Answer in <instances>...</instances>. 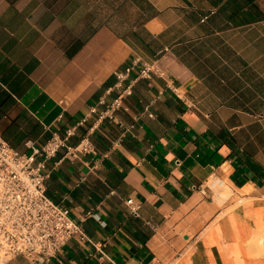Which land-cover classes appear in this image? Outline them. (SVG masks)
Segmentation results:
<instances>
[{"label": "crops", "instance_id": "0c3cea01", "mask_svg": "<svg viewBox=\"0 0 264 264\" xmlns=\"http://www.w3.org/2000/svg\"><path fill=\"white\" fill-rule=\"evenodd\" d=\"M134 57L163 76L117 86ZM3 64L25 78L0 133L87 119L68 144L97 152L47 163L85 235L50 264H264V0H0Z\"/></svg>", "mask_w": 264, "mask_h": 264}, {"label": "built area", "instance_id": "2783aa9c", "mask_svg": "<svg viewBox=\"0 0 264 264\" xmlns=\"http://www.w3.org/2000/svg\"><path fill=\"white\" fill-rule=\"evenodd\" d=\"M137 69V78L163 76L156 64L134 57L127 68L116 73L117 86L129 80ZM131 89L132 82L126 91ZM121 106L122 97H118L99 119L113 118ZM96 112L94 107L90 115ZM86 120L66 129L63 136L52 134L44 144L26 143L25 152L12 147L0 133V261L23 256L40 264H50L72 238L85 237L81 223L72 219L71 210L48 196L46 181L50 171L46 166L62 149L73 158L96 155L88 138L75 146L68 144L77 127ZM126 205L133 215L140 216V203L129 199Z\"/></svg>", "mask_w": 264, "mask_h": 264}, {"label": "trees", "instance_id": "16d2710c", "mask_svg": "<svg viewBox=\"0 0 264 264\" xmlns=\"http://www.w3.org/2000/svg\"><path fill=\"white\" fill-rule=\"evenodd\" d=\"M0 120L6 116L8 110L14 104L12 94L19 87L25 75L22 72L18 73V69L8 67L3 64L0 67ZM17 75V76H16ZM43 132V127L38 121L32 118L27 111H24L18 118L13 120L12 124L2 132L5 140H7L12 147L20 152H25L24 146L28 139H33ZM47 138L46 134L42 135Z\"/></svg>", "mask_w": 264, "mask_h": 264}, {"label": "bare ground", "instance_id": "6f19581e", "mask_svg": "<svg viewBox=\"0 0 264 264\" xmlns=\"http://www.w3.org/2000/svg\"><path fill=\"white\" fill-rule=\"evenodd\" d=\"M260 244V243H259ZM262 244V243H261ZM254 246H257V244H255ZM257 248V247H256Z\"/></svg>", "mask_w": 264, "mask_h": 264}]
</instances>
